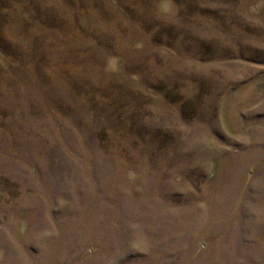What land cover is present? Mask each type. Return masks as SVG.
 <instances>
[{
    "label": "rangeland",
    "instance_id": "1",
    "mask_svg": "<svg viewBox=\"0 0 264 264\" xmlns=\"http://www.w3.org/2000/svg\"><path fill=\"white\" fill-rule=\"evenodd\" d=\"M0 264H264V0H0Z\"/></svg>",
    "mask_w": 264,
    "mask_h": 264
}]
</instances>
